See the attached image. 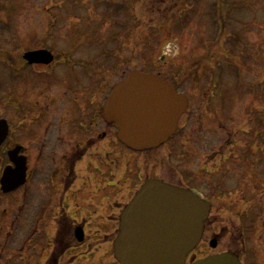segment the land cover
I'll return each instance as SVG.
<instances>
[{"label": "flooded vegetation", "instance_id": "1", "mask_svg": "<svg viewBox=\"0 0 264 264\" xmlns=\"http://www.w3.org/2000/svg\"><path fill=\"white\" fill-rule=\"evenodd\" d=\"M78 49L71 55L62 54V58L60 52L51 51L53 55L46 57L51 59L50 62L29 64L24 60L18 68L23 75H26V68L33 70L42 75V81L35 91V101L31 98L28 102V95L23 92L24 100L15 107L16 118L5 117L9 133L0 144V264H75L98 247H89L90 237L87 236L92 215L84 205L95 203L91 202L95 200L89 194L91 187L87 188L91 179L101 183L94 185L101 191L109 187L121 189L118 185L126 173L134 187H139L151 175L160 178L159 169H155L149 159L152 151L137 152L127 148L118 139L117 128L104 119L103 106L109 87L105 78H98V84L102 85L99 90L92 91L91 78L105 76L107 70L97 65V70L91 72V59L77 57ZM69 57L68 61L66 58ZM82 62H85L84 68L79 67L82 74L75 76V68ZM15 68L12 70L17 72ZM140 71L152 73L148 69ZM63 72L73 79L75 86H68L66 77L61 78ZM128 72L127 69L119 70V80H123ZM156 75L173 84L177 93L188 100V108L180 117L174 134L155 149L157 159L168 161L171 171H175L173 158L179 161L182 169L178 173L180 187L194 191L208 206L202 237L187 255L185 264H200L207 258L223 254L235 257L239 264H264V169H251L256 158L251 159L252 146L243 145L245 153L236 155L234 152L232 159L233 150L226 156L222 149L225 145L234 149L235 144L231 140L220 144L217 138L216 132L226 128L218 118V101L201 106L200 118L194 122L192 109L196 107L193 105L197 104V97L193 92L184 90L161 72ZM58 83L66 85L63 91L50 88L48 92L50 85ZM195 88L200 93L203 90ZM28 89L25 87V91ZM11 90L9 87L6 92V112L9 114L13 108ZM194 125L201 131L197 139L191 133ZM109 140L112 148L124 149L134 155L132 169L118 170L116 174L109 172L108 160L113 156L112 150L107 151ZM12 157L20 160L21 169H16ZM204 159L216 165H202ZM220 160L229 167L221 168ZM240 160L245 169H232L231 162ZM148 164L149 171L145 169ZM135 173L136 177L131 178ZM76 206L81 209L80 214L75 213ZM101 209L94 210V215L100 214ZM110 251L109 247L105 257L107 262Z\"/></svg>", "mask_w": 264, "mask_h": 264}, {"label": "rangeland", "instance_id": "2", "mask_svg": "<svg viewBox=\"0 0 264 264\" xmlns=\"http://www.w3.org/2000/svg\"><path fill=\"white\" fill-rule=\"evenodd\" d=\"M40 47L55 54L60 52L61 58L62 54H74V49L79 48L75 54L91 59V72L97 70V65L105 67V76L91 78L92 91L99 90L102 85L98 84L99 80L104 78L111 89L121 81L119 70L161 72L197 97V104L193 105L197 108L192 109L194 122L200 118L201 108L207 102L218 101V118L226 128L216 132L217 138L220 144L227 140L235 144L234 149L225 145L222 151L227 156L233 150L232 159L234 152L245 153L243 145H251L254 151L251 159L256 157L251 169H264V0H0V119L16 118L15 107L24 100L23 92L27 93L28 102L31 98L36 100L35 91L42 75L27 68L23 75L18 68L25 63L24 53L41 50ZM66 59L69 61L70 57ZM80 66L84 68L85 62L75 68V76L82 74ZM9 67H16L18 71ZM67 75L60 74L63 80L66 77L68 86H75ZM9 87L13 102L11 114L6 112ZM25 87L29 89L25 91ZM65 87L61 83L52 84L48 92L50 88L58 92ZM195 87L203 90L197 92ZM191 133L196 138L201 131L194 125ZM111 150L109 172L116 174L118 170L132 169V153L112 148L109 140L107 151ZM149 159L159 169L157 172L164 182L180 186L179 161L173 158L175 171H171L168 161L157 159L155 149ZM207 160L201 164L216 165L211 160L206 163ZM223 162L220 160L221 168L227 165ZM241 163V160L231 162L232 169H245ZM145 169L151 170L149 164ZM136 174L130 177L135 178ZM127 175L119 182L121 189L109 187L99 191L94 188L101 184L99 181L91 179L88 183L89 194L95 197L91 202L95 203L84 205L92 215L91 219L87 217L90 219L87 236L89 247H98L75 264H112V261L115 264L113 250L108 262L105 259L107 249L113 248L119 234L123 203L130 202L136 190ZM108 177L111 178L110 174ZM97 208H102L100 214L94 215ZM75 213H81L77 206Z\"/></svg>", "mask_w": 264, "mask_h": 264}, {"label": "water", "instance_id": "3", "mask_svg": "<svg viewBox=\"0 0 264 264\" xmlns=\"http://www.w3.org/2000/svg\"><path fill=\"white\" fill-rule=\"evenodd\" d=\"M49 55L46 50L31 51L25 58L30 63H48ZM187 106V97L177 93L164 78L135 70L113 86L103 116L118 128V138L125 145L147 150L170 138ZM7 135L8 124L1 120L0 144ZM12 159L16 169H21L20 160ZM207 215V204L193 191L149 180L121 214L115 257L120 264H185L188 253L201 239ZM200 264L239 263L235 257L223 254Z\"/></svg>", "mask_w": 264, "mask_h": 264}]
</instances>
